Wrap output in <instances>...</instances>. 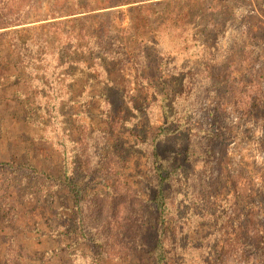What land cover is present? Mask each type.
<instances>
[{
	"label": "rangeland",
	"instance_id": "rangeland-1",
	"mask_svg": "<svg viewBox=\"0 0 264 264\" xmlns=\"http://www.w3.org/2000/svg\"><path fill=\"white\" fill-rule=\"evenodd\" d=\"M161 236L264 264V0H0V264H155Z\"/></svg>",
	"mask_w": 264,
	"mask_h": 264
},
{
	"label": "trees",
	"instance_id": "trees-1",
	"mask_svg": "<svg viewBox=\"0 0 264 264\" xmlns=\"http://www.w3.org/2000/svg\"><path fill=\"white\" fill-rule=\"evenodd\" d=\"M159 179H160V182H159L158 196L156 198L155 205H156L157 210L160 213L163 223H165L170 204L164 194L165 185L163 184L164 179L162 176V172L160 173ZM65 184L67 185L71 194L77 199V197L80 196L81 189L74 182V179L71 178V179L65 180ZM166 244L167 242L164 236H161L159 243L156 246L154 254H153L155 264H169V250Z\"/></svg>",
	"mask_w": 264,
	"mask_h": 264
},
{
	"label": "built area",
	"instance_id": "built-area-1",
	"mask_svg": "<svg viewBox=\"0 0 264 264\" xmlns=\"http://www.w3.org/2000/svg\"><path fill=\"white\" fill-rule=\"evenodd\" d=\"M248 1H253V0H248Z\"/></svg>",
	"mask_w": 264,
	"mask_h": 264
}]
</instances>
